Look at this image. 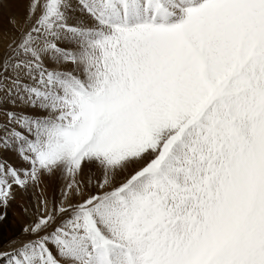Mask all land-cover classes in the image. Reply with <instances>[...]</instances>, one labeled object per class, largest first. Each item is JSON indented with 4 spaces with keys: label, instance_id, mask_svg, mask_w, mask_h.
Masks as SVG:
<instances>
[{
    "label": "snow or ice",
    "instance_id": "obj_1",
    "mask_svg": "<svg viewBox=\"0 0 264 264\" xmlns=\"http://www.w3.org/2000/svg\"><path fill=\"white\" fill-rule=\"evenodd\" d=\"M18 194L0 264H264V0H0Z\"/></svg>",
    "mask_w": 264,
    "mask_h": 264
},
{
    "label": "rangeland",
    "instance_id": "obj_2",
    "mask_svg": "<svg viewBox=\"0 0 264 264\" xmlns=\"http://www.w3.org/2000/svg\"><path fill=\"white\" fill-rule=\"evenodd\" d=\"M15 8H17L16 5H14L13 11L16 10ZM4 26L7 27L6 17ZM49 192L50 194L54 193V186L49 187ZM17 196L16 200L11 202L7 209V217L4 220L5 222H0V243H7L10 238L20 235L22 227L29 220V215L26 213L25 209L31 210L34 208V206H32L35 202L33 199L29 197H21L20 195Z\"/></svg>",
    "mask_w": 264,
    "mask_h": 264
},
{
    "label": "bare ground",
    "instance_id": "obj_3",
    "mask_svg": "<svg viewBox=\"0 0 264 264\" xmlns=\"http://www.w3.org/2000/svg\"><path fill=\"white\" fill-rule=\"evenodd\" d=\"M16 7H17V6H16ZM13 8H14V5H13ZM15 9H16V8H15ZM49 194H50V192H49ZM18 195H19V194H18ZM17 197H18V196H17ZM19 197H20V196H19ZM21 197H22V196H21ZM21 197H20V198H21ZM34 203H35V202H34ZM34 203L32 204V206L35 205ZM6 217H7V216H6ZM3 222H5V221H3ZM5 240H6V239H5Z\"/></svg>",
    "mask_w": 264,
    "mask_h": 264
}]
</instances>
